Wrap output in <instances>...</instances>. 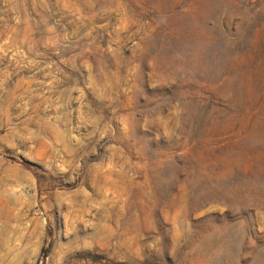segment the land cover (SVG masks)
<instances>
[{
  "label": "rangeland",
  "instance_id": "rangeland-1",
  "mask_svg": "<svg viewBox=\"0 0 264 264\" xmlns=\"http://www.w3.org/2000/svg\"><path fill=\"white\" fill-rule=\"evenodd\" d=\"M0 264H264V0H0Z\"/></svg>",
  "mask_w": 264,
  "mask_h": 264
},
{
  "label": "trees",
  "instance_id": "trees-1",
  "mask_svg": "<svg viewBox=\"0 0 264 264\" xmlns=\"http://www.w3.org/2000/svg\"><path fill=\"white\" fill-rule=\"evenodd\" d=\"M24 164H27L26 162H24Z\"/></svg>",
  "mask_w": 264,
  "mask_h": 264
}]
</instances>
